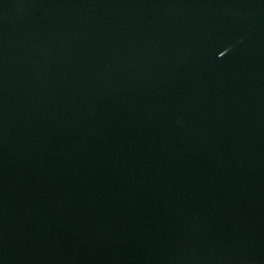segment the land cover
Wrapping results in <instances>:
<instances>
[{
    "label": "water",
    "instance_id": "water-1",
    "mask_svg": "<svg viewBox=\"0 0 264 264\" xmlns=\"http://www.w3.org/2000/svg\"><path fill=\"white\" fill-rule=\"evenodd\" d=\"M0 264H264V0H0Z\"/></svg>",
    "mask_w": 264,
    "mask_h": 264
}]
</instances>
